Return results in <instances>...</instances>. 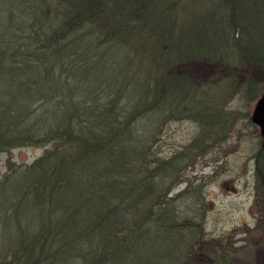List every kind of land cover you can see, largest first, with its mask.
Segmentation results:
<instances>
[{"label":"trees","instance_id":"16d2710c","mask_svg":"<svg viewBox=\"0 0 264 264\" xmlns=\"http://www.w3.org/2000/svg\"><path fill=\"white\" fill-rule=\"evenodd\" d=\"M222 2L230 4L235 27L228 47L240 63L264 67V22L248 19L256 1ZM243 3L250 12H241ZM180 5L181 0H0V154L46 148L0 179V264L122 263L160 242L177 252H168L160 264H190L198 249L216 255L214 262L231 264L244 248L236 247L233 235L223 238L232 243H223L198 240L196 232L189 243L194 227H183L172 214L155 217L146 230L160 207L149 208L157 165L149 159L154 138L144 133L150 124L158 126L164 109L204 92L196 78L168 67L219 56L189 55L168 43ZM241 14L248 17L240 21ZM219 57L230 59L226 53ZM256 160L264 162L262 146ZM34 212L47 222L33 228L21 220ZM59 214L61 220L51 219ZM262 228L253 246L264 241Z\"/></svg>","mask_w":264,"mask_h":264},{"label":"rangeland","instance_id":"374dc122","mask_svg":"<svg viewBox=\"0 0 264 264\" xmlns=\"http://www.w3.org/2000/svg\"><path fill=\"white\" fill-rule=\"evenodd\" d=\"M250 1H256L255 14L252 13V17L241 14L240 21L256 16L260 25L264 22V0ZM244 4L241 12L247 9L250 12V6L246 8ZM229 6L222 0H181L172 15L176 25L168 40L170 45L176 44L189 55L226 53L233 60L227 62L217 56L211 62L203 60L184 67L178 64L168 67L196 78L204 92L192 99L186 96V101L180 99L171 108L164 109L158 126L150 124L151 131L144 133V137L154 138L149 159L157 165V171L152 174L156 175L153 178L156 195L149 208L160 207L156 208L154 220L146 225V230L151 229L155 217L161 214L164 220V215L172 214V220L184 223L183 227H194L187 233L189 243L194 242L196 232L198 240L223 243L235 240L236 247L244 248L231 258V264H264V241L258 240L259 245H252V237L262 239L264 227V205L260 202L264 201L261 188L264 162L256 160L262 139L251 120L254 106L264 91V67L252 62L240 63L236 51L228 47L235 28ZM121 60L123 63L125 58L121 56ZM168 69L163 65L164 72ZM151 70L149 72H153ZM251 91L257 94L256 99L252 98ZM139 128L144 126L141 124ZM45 150V147L29 146L1 153L0 179L16 167L34 162ZM62 218L60 214L51 217L53 221ZM21 220L37 228L39 223L47 222L48 217L34 212ZM173 225L169 228L171 232ZM231 235L233 241L223 239ZM150 246L139 249L137 255L129 256L122 263L110 264H158L168 252L177 253L175 248L167 251L166 243ZM212 255L205 249H198L190 264H221L217 260L214 262L217 256Z\"/></svg>","mask_w":264,"mask_h":264},{"label":"water","instance_id":"95a60500","mask_svg":"<svg viewBox=\"0 0 264 264\" xmlns=\"http://www.w3.org/2000/svg\"><path fill=\"white\" fill-rule=\"evenodd\" d=\"M251 120L259 128L262 139L261 146L264 147V92L261 94L254 106Z\"/></svg>","mask_w":264,"mask_h":264},{"label":"flooded vegetation","instance_id":"af4514ba","mask_svg":"<svg viewBox=\"0 0 264 264\" xmlns=\"http://www.w3.org/2000/svg\"><path fill=\"white\" fill-rule=\"evenodd\" d=\"M261 143H262V141H261ZM264 148V147H263Z\"/></svg>","mask_w":264,"mask_h":264}]
</instances>
